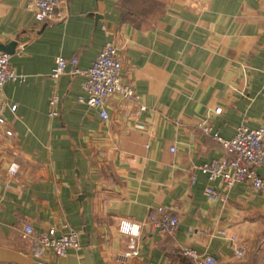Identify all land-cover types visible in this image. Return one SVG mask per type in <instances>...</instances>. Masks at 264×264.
I'll list each match as a JSON object with an SVG mask.
<instances>
[{"label":"crops","instance_id":"crops-1","mask_svg":"<svg viewBox=\"0 0 264 264\" xmlns=\"http://www.w3.org/2000/svg\"><path fill=\"white\" fill-rule=\"evenodd\" d=\"M27 2L0 0V44L17 43L11 65L27 78L4 88L17 108L0 125V264H34L28 223L81 234L80 250L49 254L47 264H191L177 253L184 246L218 264H264V191L238 183L226 204L211 201L206 187H225L198 169L225 156L213 133L232 139L239 126L264 122V0H67L66 19L51 24ZM107 42L147 109L114 96L104 121L78 101L82 74L51 73L58 57L87 71ZM159 206L178 215L174 234L145 225ZM123 221L143 225L138 256L125 257Z\"/></svg>","mask_w":264,"mask_h":264},{"label":"built area","instance_id":"built-area-1","mask_svg":"<svg viewBox=\"0 0 264 264\" xmlns=\"http://www.w3.org/2000/svg\"><path fill=\"white\" fill-rule=\"evenodd\" d=\"M67 0H28L26 9L31 12L38 23H57L66 19L65 4ZM79 61L76 58L67 59L58 57L52 70L51 77L60 78L70 69L71 72L80 73L84 76L83 84L84 96L78 101L82 104L98 110L104 121L110 119L107 110V102L114 96H120L128 102L135 103L139 108V113L145 111L140 97L136 94L132 84L122 79L123 65L119 57L118 48L111 42H107L101 52L93 62L92 66L84 72L78 69ZM264 72V68H263ZM26 76L16 72L11 65V55L0 52V125L5 124V111L10 109L16 111L17 106L7 103L4 98V88L9 82L24 83ZM60 98L55 95L50 100L51 115L57 117L59 111L57 105ZM221 109L216 112L220 113ZM138 113V114H139ZM137 128L144 129L138 124ZM205 134H211L212 128L206 124L203 126ZM7 135H12L11 131H6ZM213 138L217 140L225 151V156L213 159L202 164L198 169L207 177L209 183L220 181L226 192H218L207 186L205 194L211 201H220L226 204L228 201L227 192L235 184H249L254 191H264V177L259 174V170L264 168V122L257 129H251L246 125L237 128L232 139H225L218 133H213ZM176 149L171 148L174 152ZM11 175L15 176L19 172L17 163L11 164L9 168ZM145 225L152 231L160 235L174 234L180 226V219L175 212L159 206L149 212ZM143 225L123 221L120 225V232L131 237L132 244L125 253L126 258L139 255L137 239L141 234ZM80 232L64 224L61 228L52 227L45 232H37L31 224H25L22 230V238L31 244V254L34 264H47L49 254L56 257H65L70 251L81 249ZM236 242L235 239H232ZM184 258L191 261V264H218L216 258L199 253L190 246L179 249ZM238 257L243 255V249H236Z\"/></svg>","mask_w":264,"mask_h":264},{"label":"water","instance_id":"water-1","mask_svg":"<svg viewBox=\"0 0 264 264\" xmlns=\"http://www.w3.org/2000/svg\"><path fill=\"white\" fill-rule=\"evenodd\" d=\"M16 47H17L16 42H11L8 45L0 44V52L8 53L11 55V54L15 53Z\"/></svg>","mask_w":264,"mask_h":264},{"label":"trees","instance_id":"trees-1","mask_svg":"<svg viewBox=\"0 0 264 264\" xmlns=\"http://www.w3.org/2000/svg\"><path fill=\"white\" fill-rule=\"evenodd\" d=\"M177 253H179L180 254V256H182V254L180 253V251L178 250V252ZM182 258H184L183 256H182Z\"/></svg>","mask_w":264,"mask_h":264}]
</instances>
